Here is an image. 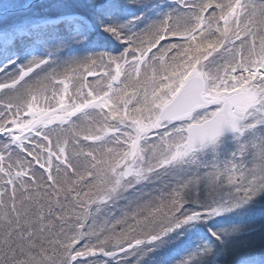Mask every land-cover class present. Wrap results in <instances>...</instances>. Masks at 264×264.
I'll list each match as a JSON object with an SVG mask.
<instances>
[{"label": "snow or ice", "instance_id": "6c2138e0", "mask_svg": "<svg viewBox=\"0 0 264 264\" xmlns=\"http://www.w3.org/2000/svg\"><path fill=\"white\" fill-rule=\"evenodd\" d=\"M9 68L0 264H264V0H0Z\"/></svg>", "mask_w": 264, "mask_h": 264}, {"label": "trees", "instance_id": "16d2710c", "mask_svg": "<svg viewBox=\"0 0 264 264\" xmlns=\"http://www.w3.org/2000/svg\"><path fill=\"white\" fill-rule=\"evenodd\" d=\"M3 74H4V72H0V82H4V80H3ZM91 78V77H90ZM0 136H2L1 134H0ZM4 140H6L7 138L5 137V138H3ZM0 142H3V141H0ZM30 159V158H29ZM106 217L105 216H101L100 217V222L102 223L103 221H104V219H105Z\"/></svg>", "mask_w": 264, "mask_h": 264}, {"label": "rangeland", "instance_id": "374dc122", "mask_svg": "<svg viewBox=\"0 0 264 264\" xmlns=\"http://www.w3.org/2000/svg\"><path fill=\"white\" fill-rule=\"evenodd\" d=\"M36 2L39 3V2H41V0H36ZM11 71H12V69L9 68V69H7V72H4V74H3V80H4V82H5V76L7 75V73H10ZM88 79L89 80H92V79H95V77H91V78L89 77Z\"/></svg>", "mask_w": 264, "mask_h": 264}]
</instances>
